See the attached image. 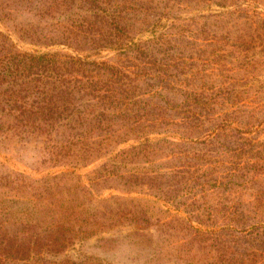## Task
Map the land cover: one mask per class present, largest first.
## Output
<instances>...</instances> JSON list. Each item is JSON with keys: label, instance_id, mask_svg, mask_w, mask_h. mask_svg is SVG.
Wrapping results in <instances>:
<instances>
[{"label": "rangeland", "instance_id": "1", "mask_svg": "<svg viewBox=\"0 0 264 264\" xmlns=\"http://www.w3.org/2000/svg\"><path fill=\"white\" fill-rule=\"evenodd\" d=\"M159 3L148 16L133 15L130 34L146 48L143 57L153 55L144 70L167 72L173 82L167 90L155 75L139 80L148 90L140 99L157 108L138 131L114 118L92 132L90 110L102 107L85 92L72 105L84 119L59 142L49 126L16 135L25 128L0 111V182L7 185L0 187V241L14 238V256L23 259L16 264H264V0ZM36 5L0 0L1 54L51 46L89 53L90 61H125L104 46L98 32L108 26L92 29L84 7L63 5L53 18L36 16L47 10ZM84 17L91 25L78 32ZM60 24L78 33L74 47L57 46L65 42ZM154 39L164 45L152 47ZM95 134L114 141L106 147ZM143 138L150 153L140 165L149 171L127 172L137 164L131 160L108 173L116 153ZM14 178L26 184L11 190Z\"/></svg>", "mask_w": 264, "mask_h": 264}, {"label": "trees", "instance_id": "2", "mask_svg": "<svg viewBox=\"0 0 264 264\" xmlns=\"http://www.w3.org/2000/svg\"><path fill=\"white\" fill-rule=\"evenodd\" d=\"M28 1L33 2L34 0ZM35 1L38 4L36 9L43 7L47 9L46 11L44 9L36 10V16L44 15L46 12L56 18L53 13L58 9L64 8L65 6L63 5L84 7V10L92 14V29H98V27L102 26L98 25V22L108 26L109 31L107 33L98 32V34L102 35L104 46L106 45L107 49L121 51L125 61L118 64H108L97 60L90 61L88 59L89 53L73 54L65 49L51 46L24 52L10 51L0 53V111L4 116H12L18 121V126L25 128L23 132L14 130L15 134L18 136L24 133H26L24 134L25 136L32 133L40 135L44 131L46 132L44 126H49L52 130L55 129L57 131L56 134L59 135L57 142L63 141L67 138V135H71L69 130L76 128L84 119L85 111L81 112L82 109L77 106L72 108L75 94L80 92L91 95L98 102V107L100 105L102 107L99 112L90 110L93 114L92 119L95 118L92 132L98 128L101 129L99 131H105L103 129L107 128L101 127L106 123L113 125L111 121L114 118L116 122H121L132 131H138L139 126L144 125L143 122L147 119L146 115L149 113L153 115L156 113L155 109L157 108V104H151L140 99V92L148 90H142L139 80L146 82L147 78L149 79L151 75H155L161 81L162 88L167 90L170 89V83L173 80L168 79L167 72L157 70V68L144 70L143 66L151 63L153 55L150 54L148 58L143 57V50H146V48L141 47L131 37V29L135 30L136 28L134 27L133 15L137 12H144L148 16L147 14L151 12L150 5L154 3L155 6L153 8L158 7L161 5L159 2L163 0ZM136 1L140 3L137 5L135 4ZM85 4L87 6H84ZM30 12L32 11L30 10ZM143 22L148 23L145 18ZM76 25L78 26V32H82L85 26L89 27L91 24L89 19L84 17L80 23L76 22ZM59 27L62 28L60 29ZM58 28L60 29L59 37H64L65 41L58 42V47L61 45L70 47L73 46L71 41H79L78 33L75 37L73 35L70 36L73 31L70 30V27L68 28V26L63 24L61 26L60 24ZM66 28L68 29L66 30ZM130 39L134 42L130 41ZM153 43L152 47H162L164 45V42H161L160 39H154ZM131 49L134 52L129 54ZM83 81L86 83H82ZM80 106L83 107V105ZM72 109L75 110L74 113ZM125 123H129L130 126ZM64 127L68 129V132H65ZM9 129L11 131L13 128L9 127ZM86 131L85 128H81L79 136L85 135L84 137H88ZM113 134L115 135L116 132L113 131ZM109 136L95 134L96 139L103 140L106 147L114 141ZM117 136L121 135L118 134ZM142 140L137 145H131L128 150L116 153L114 158L113 153H110L108 158H113V168L108 170L110 171L108 173L115 174L116 169L120 173L123 165L125 166L131 160H135L134 163L137 164L127 172H148L149 170L140 165L142 162L140 161L141 158L148 157L150 153L148 145H145L147 138ZM62 153V150H60L57 154L54 151L50 154L53 156L54 154L61 155ZM174 157L177 156L174 154ZM12 181L9 182L11 190L19 189L20 186L26 184L24 178H14L16 185L14 183L11 185ZM0 183V187H7L3 182ZM2 212L3 209L0 207V214H3ZM13 240V237H8L0 241V264H16L18 260H23L22 258H17L18 256H14L17 252L12 249L14 246ZM224 246L225 252H230L226 243H224Z\"/></svg>", "mask_w": 264, "mask_h": 264}]
</instances>
